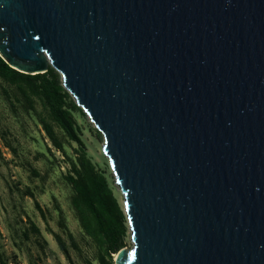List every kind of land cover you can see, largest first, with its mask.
<instances>
[{
	"label": "water",
	"instance_id": "95a60500",
	"mask_svg": "<svg viewBox=\"0 0 264 264\" xmlns=\"http://www.w3.org/2000/svg\"><path fill=\"white\" fill-rule=\"evenodd\" d=\"M0 56L103 134L114 264H264V0H0Z\"/></svg>",
	"mask_w": 264,
	"mask_h": 264
},
{
	"label": "rangeland",
	"instance_id": "374dc122",
	"mask_svg": "<svg viewBox=\"0 0 264 264\" xmlns=\"http://www.w3.org/2000/svg\"><path fill=\"white\" fill-rule=\"evenodd\" d=\"M74 114L82 144L61 135L65 151H59L28 103L0 79V251L8 264H98L97 245L80 225L66 179L81 145L124 210L122 190L103 150V134L88 115ZM33 224L41 235L34 233ZM131 246L128 227L124 247Z\"/></svg>",
	"mask_w": 264,
	"mask_h": 264
},
{
	"label": "trees",
	"instance_id": "16d2710c",
	"mask_svg": "<svg viewBox=\"0 0 264 264\" xmlns=\"http://www.w3.org/2000/svg\"><path fill=\"white\" fill-rule=\"evenodd\" d=\"M0 79L13 86L28 103L48 138L59 151L63 139L82 144L75 112L87 114L63 86L60 74L50 67L47 72L27 74L9 66L0 56ZM7 98L11 94L7 93ZM66 179L73 188L72 206L84 232L98 248V264H114V255L125 246L128 226L126 215L105 174L99 171L82 147L71 160ZM36 235L40 230L33 224ZM60 246L65 244L57 235ZM0 264H8L0 251Z\"/></svg>",
	"mask_w": 264,
	"mask_h": 264
},
{
	"label": "bare ground",
	"instance_id": "6f19581e",
	"mask_svg": "<svg viewBox=\"0 0 264 264\" xmlns=\"http://www.w3.org/2000/svg\"><path fill=\"white\" fill-rule=\"evenodd\" d=\"M103 146V145H102Z\"/></svg>",
	"mask_w": 264,
	"mask_h": 264
}]
</instances>
